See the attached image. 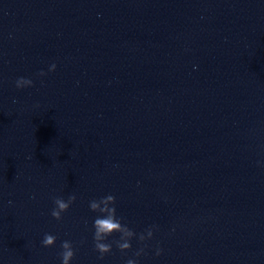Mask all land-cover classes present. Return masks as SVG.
Masks as SVG:
<instances>
[{"label":"water","instance_id":"obj_1","mask_svg":"<svg viewBox=\"0 0 264 264\" xmlns=\"http://www.w3.org/2000/svg\"><path fill=\"white\" fill-rule=\"evenodd\" d=\"M107 195L136 236L99 259ZM65 240L70 264H264V0H0V264Z\"/></svg>","mask_w":264,"mask_h":264},{"label":"clouds","instance_id":"obj_2","mask_svg":"<svg viewBox=\"0 0 264 264\" xmlns=\"http://www.w3.org/2000/svg\"><path fill=\"white\" fill-rule=\"evenodd\" d=\"M56 65L52 64L49 71H55ZM40 76L46 75L44 72L39 73ZM33 81L24 77H20L16 81L17 88L31 87ZM75 194L70 195L65 201L62 197H55L53 202L55 207L51 211V216L57 221L62 219V214L67 212L70 206L75 202ZM116 198L113 195H107L101 197L99 200H92L89 202V208L92 212L99 213L93 223L94 227V248L100 254L99 259H104L107 254L112 253L113 244L121 253H125L131 249L132 245L130 241L136 233L131 230L127 224L122 222V218L118 217L115 208ZM155 225L146 229L144 233L139 234L138 239L141 243L153 238ZM119 234V239H114L108 242V238L113 234ZM57 237L55 235L46 233L41 241L44 247H52L55 245ZM62 252L60 253L61 264H70L75 256V249L71 241H63L61 243ZM146 247V245H145ZM162 253V249L157 248L156 255L159 256ZM144 254V247L137 250L134 255L136 257ZM126 264H138L136 259H128Z\"/></svg>","mask_w":264,"mask_h":264}]
</instances>
